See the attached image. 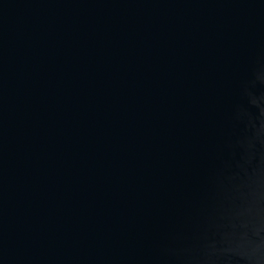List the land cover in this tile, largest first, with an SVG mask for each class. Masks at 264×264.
<instances>
[{
	"label": "water",
	"instance_id": "obj_1",
	"mask_svg": "<svg viewBox=\"0 0 264 264\" xmlns=\"http://www.w3.org/2000/svg\"><path fill=\"white\" fill-rule=\"evenodd\" d=\"M0 264H264V0H0Z\"/></svg>",
	"mask_w": 264,
	"mask_h": 264
}]
</instances>
